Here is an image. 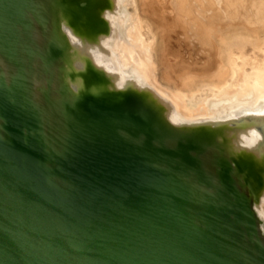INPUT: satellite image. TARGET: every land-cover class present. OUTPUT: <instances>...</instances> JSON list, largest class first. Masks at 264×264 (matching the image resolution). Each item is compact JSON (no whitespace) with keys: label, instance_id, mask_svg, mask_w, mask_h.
<instances>
[{"label":"water","instance_id":"water-1","mask_svg":"<svg viewBox=\"0 0 264 264\" xmlns=\"http://www.w3.org/2000/svg\"><path fill=\"white\" fill-rule=\"evenodd\" d=\"M116 13L0 0V264H264V108L176 120Z\"/></svg>","mask_w":264,"mask_h":264},{"label":"rangeland","instance_id":"rangeland-1","mask_svg":"<svg viewBox=\"0 0 264 264\" xmlns=\"http://www.w3.org/2000/svg\"><path fill=\"white\" fill-rule=\"evenodd\" d=\"M133 1H134L133 2L134 5L131 10L132 17H135L136 15L138 16L141 32L144 38L147 40V43L151 41L153 45L155 44L153 46L154 49L152 50L151 53L153 57L152 60L155 62L156 69L154 68V71L156 70L155 73L157 79L174 95L183 93L182 92L183 89L184 94L187 95L185 96L186 101H190L189 103L192 102L190 107H189L190 104L186 102L187 107L191 111H194V109L198 110L200 109L199 107L201 106H204L206 108L207 105L204 104V102L209 92L208 85L206 84L212 82L213 85L219 88L220 84H222L221 83L222 80L223 81L226 80L228 82L232 81V77L230 76L229 73L231 72L230 71L231 65L234 62L232 57L231 58L229 57L231 60H228L229 51L227 50L226 45L223 42H221L220 36L225 37L227 35L226 37H228L232 33H235L237 30H242L247 32L248 28L246 26V20L245 22L241 20V22H239L238 24L229 23L228 25H226L223 23V26L219 24L220 22L218 23L217 20H214L215 22L217 21L216 23H218V25L216 24L215 27L213 26H212L213 28L211 27V25L213 24L210 23V20L207 17L209 16L210 18H212L214 16L215 11L217 12L219 10L221 12L222 7H223L222 9L224 10V8L227 7L226 5L227 0L223 1V3L222 0H218L220 3V8L215 4L213 0L212 1L201 0L202 2L199 0V4L196 3L195 7L196 9L198 8L197 10H199L200 7L202 6L200 10L203 14L202 10L203 8H205L203 6L205 4L206 9L204 15H207L206 13L208 12L207 17L202 15L200 13V10L198 12L193 13L194 9L192 10L190 7H188V3H186L185 0H133ZM209 1L212 2V5L210 4L211 2ZM228 1L230 2V4L232 3L235 4V5L232 4V7L233 5L234 7L235 6L240 7L239 8V12H241L240 14L245 15L251 13L250 17H252V14L256 13L254 12V10L255 11L258 10L259 12L260 9L259 5L260 7L262 6V2L260 1L263 0H258L259 4L258 2H255L257 0H236V1L228 0ZM253 1H254V5H253ZM214 5H216V7ZM255 5H257L258 8L257 6L255 8L254 7ZM263 6H264V1H263ZM207 7L209 8L211 7V8L208 9ZM246 9L247 11H245ZM260 11L262 10L260 9ZM195 15L196 17H193ZM197 16L199 19H201V23H204L203 24V28H205L204 30L202 29L201 26L202 24L199 23L200 21L199 22L197 21L196 19ZM204 25L206 26L204 27ZM263 26H264V22H259V26L252 28L251 31H255L256 28L263 29ZM207 34L209 35V37H206ZM259 35L262 41L260 45H256L254 43L253 37L250 38L249 36H247V39L249 40H247L242 47L236 46L233 47L230 51L233 54L235 53V56L236 55L242 56L245 54L249 57L258 59L260 61H264V31L261 30ZM207 38L208 39L211 38V39L208 40ZM208 41H210L211 43L209 42L207 44ZM209 44H211L210 48L208 46ZM211 46H213V49H211ZM214 47H217L219 50H216L217 48L215 49ZM210 49L211 51L215 49V54L217 55H214V52H211ZM225 51L228 52L227 56L225 54ZM208 54H212V55L210 56ZM207 56L208 59L209 56L212 57L213 59L212 58L210 59L213 62L209 61L210 59L209 60L207 59L208 61H206ZM217 56L218 58L214 59ZM215 60L217 61V63H214ZM237 61L239 63L238 59ZM219 62L220 63L225 62V63L220 64ZM228 63L230 65H228ZM206 65H209V67H211L212 69L214 68V71L211 68L210 69L213 72L209 71L208 70L209 67L207 68ZM225 68L226 70L228 68L227 71L229 73L224 71ZM215 69L217 70V72H215L216 71ZM218 69H221V71L220 70L218 71ZM248 70L250 71V69ZM222 74L223 75L225 74L224 75L225 78L223 77ZM219 76L223 78L220 79ZM180 83H182V85ZM177 85L178 86L181 85L182 87L179 86L180 88H178ZM188 86L190 87V90ZM218 88H216L217 91ZM185 91L188 92L186 93Z\"/></svg>","mask_w":264,"mask_h":264},{"label":"bare ground","instance_id":"bare-ground-1","mask_svg":"<svg viewBox=\"0 0 264 264\" xmlns=\"http://www.w3.org/2000/svg\"><path fill=\"white\" fill-rule=\"evenodd\" d=\"M185 1H186V3H188V7H190L192 10L194 9L193 13L198 12L202 8V6H201L200 9L197 10L198 8L196 9V7H195L196 3L199 4V0H185ZM211 1H209V2H211ZM213 1L220 8L219 1L218 0H213ZM223 1H225V0H222V3H223ZM234 1H236V0H234ZM263 1H260V2H262V6H263ZM133 2H134L133 0H117V13L115 16H113L111 18V23L113 25V34H112V37L108 40L107 46L110 48V51L112 52V54L115 56L116 64L122 70V72H124L126 74L132 73L138 79H140V80L144 79V80L148 81L161 94H163L166 98L171 100V102L174 104V106L176 108V113L174 116V118L176 120H179V119L198 120V119H202V118H222L225 116L233 115L236 112L257 111V110H261V109L263 110V108H264V61H260L258 59L249 57L245 54L242 56H239V55L235 56V53L233 54L230 50L236 46L242 47L244 45V43L247 40H249V39H247V36H249L250 38L253 37L254 43L256 45L261 44L262 41L260 39L259 34H260L261 30L264 31V26H263V29L256 28L255 31H251V29L255 28L256 26L258 27L259 22H264V10H263L264 6L262 8V6L260 7V5H259V8L262 10V11H260V9H259V12H258V10L255 11L253 9L254 12H256V13L252 14V17H253L252 18V17H250L251 13H248L249 16H248V14H245V15L240 14L241 13V12H239L240 7H237V6L234 7V5H235L234 3H232V4H234L232 7V4H230V2L227 0V2H226L227 7H225L223 5L226 9L224 8V10H223L222 9L223 7H222L221 12L219 10L217 12L215 11L214 16L212 18H210L209 16L207 17L208 12L206 13L207 15H204L206 5L203 2L204 5L203 4L202 5L205 8H203V10H202L203 14H202L201 10H200V13L202 15H204L205 17L209 18L210 23L213 24V25L210 24L211 27L212 26L215 27L216 24L218 25L219 22H220L219 24H221L223 26V23L226 25H228L229 23L238 24L239 22H241V20L244 22L246 20V26L248 28V31L246 32V31H242V30H237L235 33H232L228 37H226L227 35L225 37L220 36L221 42H223L226 45L227 50L229 51L228 60H231L230 58L232 57L233 62H234L231 65V70H230L231 72L230 73L227 71L228 68H227V70H226V68L224 70L225 72H228L230 74V76L232 77V81L228 82L226 80H224V81L222 80V82H221L222 84L219 83L220 84L219 88L217 86L213 85L212 82H211L212 84L210 82L209 83L207 82L208 84H206V85H208L209 92H208V95L205 98V102H204V104L207 105V106L205 105L206 108L204 106H201V107H199L200 109L197 108L198 110L194 109V111H191L186 105V102L189 103L190 101H186L185 96H187V95L184 94L183 89H182L183 93H179L178 95H174L157 79L156 73H155L156 70L154 71L155 62L152 60L153 57H152V53H151L152 50L154 49L153 46L155 44L153 45V43L151 41H150L151 43L150 42L147 43V40L144 38V36L141 32V27L139 25L138 16L136 15L135 17H132V11L131 10H132L133 5H134ZM255 2H258V0ZM210 4L212 5V2ZM258 4H259V2H258ZM216 5H214V6L216 7ZM253 5H254V1H253ZM256 6L257 5H255L254 7L256 8ZM211 7H213V6H211ZM207 8L210 9L209 7H207ZM257 8H258V6H257ZM243 9H245V8H243ZM249 10H251V9H249ZM245 11H247V9ZM242 13H244V12H242ZM193 17H196V15ZM196 19L198 22L200 21L199 23H201V19H199L198 16ZM214 20H217L218 23H216L217 21L215 22ZM201 24H202L201 25L202 29L204 30L205 29V28H203L204 23H201ZM205 26L206 25H204V27ZM207 33H208V31H207ZM214 33H216V32H214ZM207 35H206V37H209V35L208 36ZM255 38H257V39H255ZM210 39L211 38H209L208 40H210ZM209 42L210 41H208L207 44ZM211 42H212V40H211ZM212 44H213V42H212ZM210 45L211 44L208 45L209 48H210ZM213 46H215V45H213ZM213 46H211V49H213ZM214 48L216 49L217 47H214ZM211 49H210V51H211ZM215 49L211 52H214V55H217V54H215ZM216 50H219V49L217 48ZM227 53L228 52L225 51L226 56H227ZM208 55L211 56L212 54H208ZM210 56H209V59L212 58ZM97 58L99 61L104 60V57H101L100 55ZM216 58H218V56L215 57L214 59H216ZM207 59H208V56L206 58V61L209 60V59L208 60ZM237 59L239 60V63H238ZM209 61H211V59ZM215 61H214V63H217V61L216 62ZM211 62H213V61H211ZM228 62H230V61H228ZM223 63H225V62H223ZM110 64L111 63H108V66L113 67V65L112 64L110 65ZM228 65H230V64L228 63ZM206 66H207V68L209 67V65H206ZM210 68L211 67H209V69H208L209 71H212V70L214 71V68L213 69L211 68L212 70ZM216 69H217V67H216ZM223 69H224V67H223ZM248 69H250V71ZM219 70L221 71V69H218V71ZM215 72H217V70ZM224 75H223V77H224ZM219 77H220V79L223 78L221 76H219ZM182 83H183V80H182ZM182 83H180V84L182 85ZM181 85H179V86H181ZM186 85H188V84H186ZM179 86L177 85L178 88H180ZM188 88L190 90L189 86H188ZM216 88H218V91ZM191 103H189L190 104L189 107L191 106ZM193 106H194V104H193ZM193 106H192V109H193ZM262 214L264 215V203H263V207H262Z\"/></svg>","mask_w":264,"mask_h":264}]
</instances>
